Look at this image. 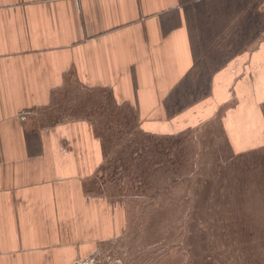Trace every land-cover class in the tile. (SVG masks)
I'll return each instance as SVG.
<instances>
[{
  "label": "crops",
  "instance_id": "1",
  "mask_svg": "<svg viewBox=\"0 0 264 264\" xmlns=\"http://www.w3.org/2000/svg\"><path fill=\"white\" fill-rule=\"evenodd\" d=\"M261 3L0 0V264H87L120 224L112 206L86 188L91 170L84 162L94 160V174L90 150H99L77 135L92 133L91 122L69 130L65 116L54 114L67 93L110 92L118 106L137 112L147 134L197 127L226 100L227 69L236 58L244 64L238 91L245 81H264V49L252 29ZM196 24L208 37L249 38V45L228 62L223 54L206 73L200 69L207 60L198 64ZM192 81L210 87L204 93ZM255 113L253 122L261 116Z\"/></svg>",
  "mask_w": 264,
  "mask_h": 264
},
{
  "label": "rangeland",
  "instance_id": "2",
  "mask_svg": "<svg viewBox=\"0 0 264 264\" xmlns=\"http://www.w3.org/2000/svg\"><path fill=\"white\" fill-rule=\"evenodd\" d=\"M256 16L252 29L258 28L260 50L264 8ZM196 27L198 64L207 60L200 69L206 73L220 65L223 54L228 62L249 45V38L215 39ZM237 59L227 69L231 81L217 114L173 136L145 135L137 112L118 106L110 92L67 93L54 114L65 116L69 130L91 122L92 133L77 135L99 150H90L97 160L94 174V160L84 162L91 170L86 188L123 223L87 264H263L264 81H245L248 87L238 91L244 64ZM192 82L204 93L210 87L208 81ZM253 109L257 117L261 113L255 122Z\"/></svg>",
  "mask_w": 264,
  "mask_h": 264
},
{
  "label": "trees",
  "instance_id": "3",
  "mask_svg": "<svg viewBox=\"0 0 264 264\" xmlns=\"http://www.w3.org/2000/svg\"><path fill=\"white\" fill-rule=\"evenodd\" d=\"M189 83V81L187 82V84ZM183 84H184V82H183ZM186 84V82H185V84L184 85H187ZM184 85H183V87H184ZM209 95V94H208ZM203 100V99H202ZM198 101H201V100H198ZM198 101H194V102H192V103H189V105H185V107H189L191 104H195V103H197ZM181 110V109H180ZM145 135H148V134H145ZM150 136V135H149Z\"/></svg>",
  "mask_w": 264,
  "mask_h": 264
}]
</instances>
